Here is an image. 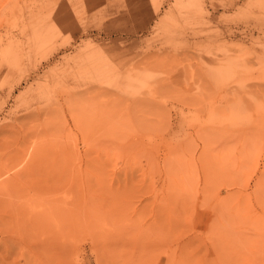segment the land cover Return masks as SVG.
<instances>
[{"label":"rangeland","instance_id":"1","mask_svg":"<svg viewBox=\"0 0 264 264\" xmlns=\"http://www.w3.org/2000/svg\"><path fill=\"white\" fill-rule=\"evenodd\" d=\"M0 264H264V0H0Z\"/></svg>","mask_w":264,"mask_h":264},{"label":"bare ground","instance_id":"2","mask_svg":"<svg viewBox=\"0 0 264 264\" xmlns=\"http://www.w3.org/2000/svg\"><path fill=\"white\" fill-rule=\"evenodd\" d=\"M23 162V161H22Z\"/></svg>","mask_w":264,"mask_h":264}]
</instances>
